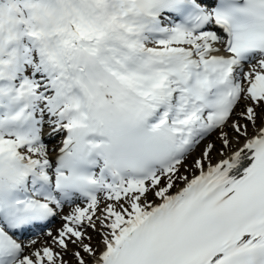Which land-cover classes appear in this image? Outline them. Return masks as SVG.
<instances>
[{
    "label": "snow or ice",
    "instance_id": "snow-or-ice-1",
    "mask_svg": "<svg viewBox=\"0 0 264 264\" xmlns=\"http://www.w3.org/2000/svg\"><path fill=\"white\" fill-rule=\"evenodd\" d=\"M0 264H264V0H0Z\"/></svg>",
    "mask_w": 264,
    "mask_h": 264
},
{
    "label": "rangeland",
    "instance_id": "rangeland-1",
    "mask_svg": "<svg viewBox=\"0 0 264 264\" xmlns=\"http://www.w3.org/2000/svg\"><path fill=\"white\" fill-rule=\"evenodd\" d=\"M214 137H215V135H214ZM205 143H207V141H205L203 144L200 145V147H199L200 150L203 148V146H204ZM217 146H219V142H217ZM199 154H200V153H199ZM215 158H216V157H214V159H215ZM183 170H184V169H183ZM189 172H191V171H188V173H189ZM183 173H185V171H181V174H183ZM186 173H187V172H186ZM93 242L95 243V239H94Z\"/></svg>",
    "mask_w": 264,
    "mask_h": 264
},
{
    "label": "bare ground",
    "instance_id": "bare-ground-1",
    "mask_svg": "<svg viewBox=\"0 0 264 264\" xmlns=\"http://www.w3.org/2000/svg\"><path fill=\"white\" fill-rule=\"evenodd\" d=\"M215 140H216V138L214 137V138H213V141H215ZM219 147H220V145H219ZM212 156H213V158L216 157V153L213 152V153H212ZM191 159H192V157L189 158V161H191Z\"/></svg>",
    "mask_w": 264,
    "mask_h": 264
}]
</instances>
